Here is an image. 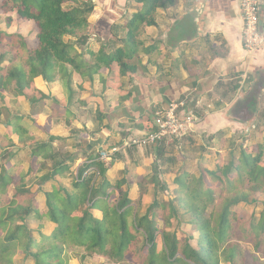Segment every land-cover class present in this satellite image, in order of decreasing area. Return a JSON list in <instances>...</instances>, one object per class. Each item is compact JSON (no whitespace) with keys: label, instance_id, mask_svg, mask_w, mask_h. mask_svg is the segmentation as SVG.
Listing matches in <instances>:
<instances>
[{"label":"trees","instance_id":"obj_1","mask_svg":"<svg viewBox=\"0 0 264 264\" xmlns=\"http://www.w3.org/2000/svg\"><path fill=\"white\" fill-rule=\"evenodd\" d=\"M130 1L137 4L136 11L123 24L99 32L119 45L108 50L102 43L96 52L86 49L85 58L65 39L88 41L91 0H0L3 14L13 12L32 22L34 40L31 44L28 37L16 33L0 34L1 98L14 86V95L30 104L44 101L46 96L32 86L37 77L50 82L57 77L69 80L76 73L91 80L113 64L122 76L135 73L139 66L130 62L157 49L156 43L145 46L144 28L156 26L157 10L167 11L178 0ZM119 29L125 30L122 37ZM13 121L9 126L19 142L27 143L23 136L28 131L17 124L20 118ZM56 139L50 137L48 143L35 147L30 144L31 161L35 163L41 150ZM13 154L7 152L3 159ZM120 155L116 152L108 164L98 159L84 163L72 180L71 192L46 188L50 176H41L37 191L44 195L43 212L36 205L37 191L25 184L24 177L15 180L11 167L0 164V264H68L72 258L81 264L95 258L110 264H244V252L236 242L251 246L252 264H264V202L257 219L236 212L240 204L256 203L255 195H264V145L254 153L241 149L239 157L229 159L220 172L204 170L198 177L179 172L174 197L165 201L154 194L144 209L143 198L150 186L157 187L156 176L139 181V196L131 200L123 179L112 183L106 177ZM57 169L53 168V175ZM96 210L101 218L93 215ZM33 217L46 218L53 225L50 233L44 234L43 225H38L36 238L29 227ZM182 224L190 226V233L181 232Z\"/></svg>","mask_w":264,"mask_h":264},{"label":"crops","instance_id":"obj_2","mask_svg":"<svg viewBox=\"0 0 264 264\" xmlns=\"http://www.w3.org/2000/svg\"><path fill=\"white\" fill-rule=\"evenodd\" d=\"M91 2L94 7L88 16V39L93 37L97 46L92 44L87 49L96 52L101 41L114 40L99 32L123 24L137 4L130 0ZM259 5L263 15L264 0H259ZM239 6V0H178L167 11L159 9L157 25L145 27L142 38L146 46L156 43L157 49L149 57H140L141 66L135 73L122 76L118 66H111L101 69L91 80L76 73L69 80L57 77L47 82L34 78V90L46 99L32 105L23 97L4 96L7 119H2L1 125L17 144L18 135L9 126L13 117H19L17 124L28 131L23 136L28 144L40 136L46 137H40V145L48 143L50 137L57 138L41 150L37 160L44 161L46 153L49 158L53 156V167L58 169L55 175L53 170L47 172L49 188L61 184L60 178L68 174L70 186L63 183L60 187L71 192L78 168L98 157L88 141L89 134L96 140V133L103 131L107 136L103 150L110 149L130 136L143 135L153 128L154 117L170 102L185 99L184 113L193 114L197 120L178 146L162 142L155 147L124 150L108 167V180L113 183L123 179V188L133 201L139 196L137 183L144 177L154 175L164 185L168 182L162 176L171 173L175 164L192 167L197 161H209L211 151H217L222 141L253 133L264 139V49L251 52L243 47ZM95 12L97 19L92 23ZM60 142L68 146L63 157L51 152V146ZM60 164L67 169L60 171ZM152 197L150 186L143 198L145 206ZM93 215L101 218L100 211H93ZM68 264L81 263L72 258Z\"/></svg>","mask_w":264,"mask_h":264},{"label":"rangeland","instance_id":"obj_3","mask_svg":"<svg viewBox=\"0 0 264 264\" xmlns=\"http://www.w3.org/2000/svg\"><path fill=\"white\" fill-rule=\"evenodd\" d=\"M88 0H79V2H86ZM96 13V12H95ZM126 16V15H125ZM7 17L10 18V21H7ZM92 17H94L92 19ZM91 17V22L93 23L94 21H96L97 19V13L93 14ZM127 17V16H126ZM125 17V18H126ZM125 21V19H124ZM122 22V21H121ZM31 30H32V22L31 21H22L20 20V18H18V16L15 13H9L8 15L3 14L2 11L0 10V34L3 33H8V34H19L23 37H28L27 39L30 41V43H34L33 40V36H31ZM125 30H122L121 32H119L120 37H122L124 35ZM144 38V36H141V39ZM66 41L72 42L74 43V47L76 48L78 53H82L85 52V49H87V47L89 48V46L92 47V44L94 45L93 47L97 46L96 41H93V37H90V39H88V41L85 44L80 43L78 40L76 39H72V38H66ZM102 43H104V41H101ZM101 43V44H102ZM107 43V49L111 50L114 47L118 46L119 43H109V41L106 42ZM30 44V45H31ZM146 46V43H145ZM2 52V48H1V44H0V53ZM143 55H140L138 57V59H134L133 61H131L130 63H137L138 66L140 67V57ZM87 58V56H86ZM6 62H3L1 64V66H5ZM112 66H117L116 64H113ZM14 86H10L7 91L5 93H3V98L4 96H6L5 98H9L11 99V96L14 95V91H13ZM3 99L0 96V164H4L5 163V167H11L10 170V174L13 175L14 179L17 180L20 177H24V181L25 184L28 187H31L32 191H37V187L39 186V181L40 179L38 178V174L40 173H50L53 170V165L55 163V161L52 158H49V153H46L45 155L47 156L46 159H44V161H42V159L37 160L36 163H33L31 161V147L30 144H32L34 147L37 145H40L41 143V138H46L43 136L38 137V141H33L30 144H28V142H23L20 143L18 142V144L14 143L10 138L8 133L5 131V129L3 128V126L1 125V122L3 121L2 119H5V117H7V114L4 112L3 110ZM41 102H38L39 105ZM3 110V111H2ZM5 121V120H4ZM15 140V139H14ZM60 145L57 146H51L52 147V155L58 154L60 155V157H63L65 154V151L68 152V146L62 145L63 142H60ZM264 145V139H262V137L260 135H256V133L253 134H246L243 136H235L233 138H231L230 140H228L226 143L224 141L220 142L216 148L217 151H211V159H207V161H200L201 163L198 164V161L196 162L195 166L189 167L188 165H179V164H175V166L170 170L171 173H167L164 174L162 176V179H166V181L168 183H164V185H162L161 181H157V187H152V196L155 194L157 197L165 200V201H170L174 195H175V190H176V183L173 180V176H175L177 178L178 173L179 172H186L188 173L189 171L194 172L193 175L195 177H198L200 174H204V170H210V171H217L220 172V168H222L224 166V164L226 162L229 161V159L231 158H235L237 159L239 157V153L240 150L243 148H247L248 151L251 152H256L257 150V146L258 145ZM57 149L61 150L56 151ZM17 151V152H16ZM1 152H3V154H1ZM10 153L13 154L15 152V155L13 154V156H11V159H3V155H5L6 157V153ZM50 152V153H51ZM55 152V153H54ZM183 161V160H182ZM31 170V171H29ZM175 170V174L174 172L172 173V171ZM174 177V178H175ZM53 178L51 179V181H54ZM71 177L66 174L64 176H62V178H60L61 184L66 183L67 186L69 187L70 184L68 181H70ZM58 181V179H57ZM176 181V180H175ZM50 183V182H49ZM49 183H47L45 186L46 188H49ZM60 183L57 184L58 187H60L61 185ZM64 185V184H63ZM56 186V187H57ZM171 197V198H170ZM255 197L257 198V202L256 203H250V204H240L239 206H237L236 208V212L240 213L244 218H249L250 216H254L256 219L258 218L259 213L262 210V202H264V195L262 194H258L255 195ZM153 198V197H152ZM37 207L39 210H42V212L44 211V195L42 193H39L37 191ZM249 199H252V197H250ZM152 201V199H151ZM150 203V202H149ZM146 206L145 204H143L142 209H144ZM210 209V208H209ZM209 211V210H208ZM186 220V218H185ZM38 225H43L42 228V232L44 234H48L50 233V231L53 228V225L48 223L46 218H43L41 220H38L37 218L33 217L31 218L30 222H29V227L33 230H35V232L33 233L34 236L37 238V228ZM174 227H176V223L173 224ZM161 227V224H160ZM180 230L181 232H186V233H190V226L182 224L180 226ZM239 249L242 250L244 252V264H252V260H251V254H252V248L250 245L243 243V242H236ZM75 253V252H74ZM71 255H73V252L71 251L70 253ZM20 259V258H19ZM18 259V260H19ZM86 264H110L107 261H105V258H95L92 259L91 261H89Z\"/></svg>","mask_w":264,"mask_h":264},{"label":"built area","instance_id":"obj_4","mask_svg":"<svg viewBox=\"0 0 264 264\" xmlns=\"http://www.w3.org/2000/svg\"><path fill=\"white\" fill-rule=\"evenodd\" d=\"M242 26V41L246 51L264 49V13L261 14L259 0H239ZM186 100L170 102L153 119V128L143 135H133L124 139L120 145L98 153L97 159L108 164L116 152L130 148L155 147L162 142L176 143L178 146L194 126L197 118L184 113Z\"/></svg>","mask_w":264,"mask_h":264},{"label":"water","instance_id":"obj_5","mask_svg":"<svg viewBox=\"0 0 264 264\" xmlns=\"http://www.w3.org/2000/svg\"><path fill=\"white\" fill-rule=\"evenodd\" d=\"M97 139H92L93 135H88V141L93 146V148L96 150V152H101L103 150V144H105V140L107 138L106 134L103 131H100L96 133Z\"/></svg>","mask_w":264,"mask_h":264},{"label":"flooded vegetation","instance_id":"obj_6","mask_svg":"<svg viewBox=\"0 0 264 264\" xmlns=\"http://www.w3.org/2000/svg\"><path fill=\"white\" fill-rule=\"evenodd\" d=\"M124 15V14H123Z\"/></svg>","mask_w":264,"mask_h":264}]
</instances>
